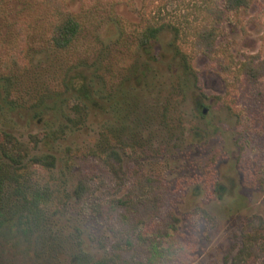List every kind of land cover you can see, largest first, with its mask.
Returning a JSON list of instances; mask_svg holds the SVG:
<instances>
[{
  "label": "rangeland",
  "instance_id": "obj_1",
  "mask_svg": "<svg viewBox=\"0 0 264 264\" xmlns=\"http://www.w3.org/2000/svg\"><path fill=\"white\" fill-rule=\"evenodd\" d=\"M50 1L0 0L5 206L26 209L28 184L53 191L23 231L0 226V264H136L127 236L140 258L161 248L146 264H230L247 231L261 249L242 264H264V0L220 15L204 0ZM60 11L79 26L55 45ZM151 25L162 28L140 45ZM210 28L208 55L199 35ZM248 61L262 66L257 79L240 70ZM111 151L120 161L104 159ZM6 153L27 167L19 177ZM38 155L54 165H33ZM82 174L86 208L73 193ZM146 177L161 182L183 247L157 234V216L122 225L109 213Z\"/></svg>",
  "mask_w": 264,
  "mask_h": 264
},
{
  "label": "trees",
  "instance_id": "obj_2",
  "mask_svg": "<svg viewBox=\"0 0 264 264\" xmlns=\"http://www.w3.org/2000/svg\"><path fill=\"white\" fill-rule=\"evenodd\" d=\"M51 2L50 0H47ZM208 3L207 12L208 15H211V13H217V15H220L223 13V10L225 12H236L240 9H247L249 6V0H222L223 9H220L214 0H204ZM64 11V10H63ZM60 11L58 15L55 17L54 22V28L52 29L51 36L53 37L52 41L55 45L59 44H65L68 39L72 35H74L78 31V26L76 19L68 14V12ZM220 18V17H219ZM161 26H148L145 30L142 32H139L137 35L139 44L143 45L145 42H147L150 38H154L157 34V32L161 29ZM216 38V33L214 29H203L201 30V33L199 35V40L201 41V44L204 46L205 49L203 50L206 54L209 55V53L213 49L214 41ZM253 61L243 62L241 64L240 70H243L244 73L247 76H250L251 78L257 79L260 75L262 66H259L257 68L253 67L251 65ZM16 147L17 144H19L16 140ZM7 157L17 163L19 165L18 157L20 153L18 152V157H13V155L7 154ZM104 159L106 160H116L120 161V156L118 152L111 151L104 155ZM54 157L52 155H38L35 156L32 159L33 165H38L41 167L44 166H52L54 165ZM16 176L19 177L18 171H24L27 170V167L22 166L20 164L17 168H15ZM12 178V177H11ZM12 180L9 179V176H3L2 173H0V226L8 222L11 228L15 231H19L23 229H26L27 227H24L29 221H33L34 217L37 214H40V204L43 203L48 197L52 196L53 191L48 186H40L38 188V185L31 186L28 184V189L31 191L30 194V203L23 205L28 206L26 209L21 208H15L19 207V205L10 206L9 209L5 206V203H7V194H4L6 191L8 184L7 181ZM17 180V179H16ZM89 181L90 178L87 174H82L81 178L78 180V183L74 189V195L78 201L81 202V208L85 207L84 199L87 196V193L89 192ZM138 191L134 193V197L131 198L130 194L128 193L124 196H121L119 198H115L109 202V213L114 216L119 217V223L122 225H125L129 221V214L132 215H140L145 214L146 217L152 219L154 216L158 217V222L154 224V230L159 234L160 236H170L169 237V247L173 248L174 246H181L183 247L184 244H187L185 242L186 236L181 234L175 227V223L178 221L177 216H175L170 210H167L166 212H162L160 207L162 206V201L165 199L166 193L164 192L161 182L157 179H150L146 177L140 184L139 188H137ZM13 204V203H12ZM11 204V205H12ZM12 211V212H11ZM129 226V225H126ZM168 230H172V232H175L172 236ZM168 234V235H167ZM127 236L125 238V244L129 246L130 256L136 264H142L146 261H151L157 257H159V252L161 248L159 249V252L157 253L156 250L158 248H148V254L146 256V259L140 258L137 251L135 250V247L133 245V242L128 238ZM261 249V242L259 241L258 236L256 234H253L252 232H244L243 235V244L242 247L239 249L238 253L232 258V261L230 264H242L243 261H246L251 256H257L260 255L259 250ZM164 260L167 264H172L174 262L182 263V259H180L178 256L174 255H167L164 257ZM264 260V259H263ZM115 263V260H110ZM95 264H104L103 262L99 261ZM107 264V260H106ZM112 264V263H111Z\"/></svg>",
  "mask_w": 264,
  "mask_h": 264
}]
</instances>
